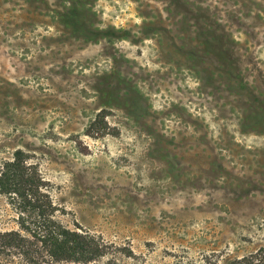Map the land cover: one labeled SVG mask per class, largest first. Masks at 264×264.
<instances>
[{
  "label": "rangeland",
  "instance_id": "374dc122",
  "mask_svg": "<svg viewBox=\"0 0 264 264\" xmlns=\"http://www.w3.org/2000/svg\"><path fill=\"white\" fill-rule=\"evenodd\" d=\"M16 151L0 230L88 233L96 264H255L264 0H0V175Z\"/></svg>",
  "mask_w": 264,
  "mask_h": 264
},
{
  "label": "trees",
  "instance_id": "16d2710c",
  "mask_svg": "<svg viewBox=\"0 0 264 264\" xmlns=\"http://www.w3.org/2000/svg\"><path fill=\"white\" fill-rule=\"evenodd\" d=\"M20 154L21 151H16L14 160L4 163L0 182L5 177L10 178L8 177L10 167L21 166ZM32 182L35 184H29L23 194L26 198L31 197L40 201L41 193L38 184L34 180ZM19 185L20 183L14 185V192H20ZM0 187H3L1 183ZM45 208L46 206L41 204L40 213L47 218ZM44 231L31 237L19 230H0V254L19 258L25 264H96L103 254V245L96 237L88 233H80L59 223H55L53 227ZM251 257L256 258L255 264H264V250L250 254L245 259L251 262Z\"/></svg>",
  "mask_w": 264,
  "mask_h": 264
}]
</instances>
